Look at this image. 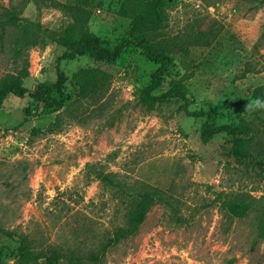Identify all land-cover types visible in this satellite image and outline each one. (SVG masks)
Listing matches in <instances>:
<instances>
[{"label": "rangeland", "instance_id": "374dc122", "mask_svg": "<svg viewBox=\"0 0 264 264\" xmlns=\"http://www.w3.org/2000/svg\"><path fill=\"white\" fill-rule=\"evenodd\" d=\"M54 1L63 5L0 0V78L28 66L25 85L33 91L39 82L56 81L59 64L69 77L81 67L97 66L110 72L112 81L102 98L73 99L54 113H45L30 93L7 97L0 107V225L28 234L46 253L73 248L86 254L124 223L127 199L97 178L113 173L132 192L156 187L171 205L157 201L136 232L108 247L98 262L82 264H264V240L256 239L253 214L232 217L222 206L234 193L264 198V109L254 106L252 96L264 84V3L176 0L158 35L191 28L217 32L211 46L176 54V65L156 94L182 78L191 110L212 107L219 123L245 118L256 129L255 162L237 160L226 133L203 142L205 118L187 115L181 99L153 110L143 105L140 91L158 65L140 48L126 47L115 62L88 56L61 60L64 49L54 32L73 12L86 14L85 2L98 0ZM99 1L90 7L89 27L114 47L126 37L130 19L117 14L122 0ZM6 9L20 25L8 22ZM29 19L44 26V47L29 44L22 28ZM67 90H76L70 81ZM17 247V236L0 232V264H16Z\"/></svg>", "mask_w": 264, "mask_h": 264}, {"label": "trees", "instance_id": "16d2710c", "mask_svg": "<svg viewBox=\"0 0 264 264\" xmlns=\"http://www.w3.org/2000/svg\"><path fill=\"white\" fill-rule=\"evenodd\" d=\"M54 7L63 4L49 0ZM264 3V0H261ZM176 0H122L117 14L130 19L126 37L111 47L108 39L102 38L91 31L88 14L73 12L69 22L60 30L55 31L54 40L64 49L61 60H73L88 56L95 62H115L129 46L140 48L146 58L158 66L151 73V81L140 91V100L149 110L160 103L171 99H181L180 106L187 115L205 118L201 126V139L207 143L220 133L232 137L231 153L237 160L253 159L256 129L245 118H240L237 124L219 123L218 112L209 109L191 110L189 88L182 78L173 79L160 94L157 90L163 88L166 78L176 65V54L189 55L192 46L209 47L217 37V32L198 29H186L178 34L158 36L168 25L169 10ZM87 3L88 7H96L101 2ZM9 23L20 25L18 18L6 9ZM29 44L43 47L47 44L46 32L40 21L27 20L22 26ZM57 79L54 83L39 82L33 91L25 85V79L30 72L28 66L16 71L5 73L0 78V107L9 95L24 97L29 92L30 97L38 105H42L45 113L59 112L73 99L102 98L109 90L112 74L100 67H81L69 77L57 65ZM72 82L76 89L74 93L67 90V83ZM252 96L255 100L264 102V84L254 88ZM264 109V108H262ZM29 110V108H27ZM263 175V174H262ZM104 186L118 191L119 199H127V208L123 214L124 223L108 233L106 240L97 248L90 249L86 254L76 249H56L46 253L43 248L37 249L34 240L24 232L8 230L0 225V232L18 239L16 264H58L67 261L71 264H82L84 260L98 262L101 253L108 247L120 243L136 232L145 221L148 212L157 201L171 205L164 193L148 184L141 190L132 192L128 183L115 179L113 173L100 172L97 175ZM264 178V177H263ZM223 208L232 217L243 218L253 214L256 222V239L264 240V198H255L249 193H234L224 198Z\"/></svg>", "mask_w": 264, "mask_h": 264}, {"label": "built area", "instance_id": "2783aa9c", "mask_svg": "<svg viewBox=\"0 0 264 264\" xmlns=\"http://www.w3.org/2000/svg\"><path fill=\"white\" fill-rule=\"evenodd\" d=\"M85 8H86V10H87L86 14H88V15H92V14H93V10H91L90 7H85ZM90 10L92 11V14H90ZM95 10H96V13H101V12H102L101 8H98V7L95 8ZM95 10H94V11H95ZM43 57H44V59H45V53L43 54ZM41 69H42V67L39 68L38 72H40Z\"/></svg>", "mask_w": 264, "mask_h": 264}, {"label": "clouds", "instance_id": "9594fccd", "mask_svg": "<svg viewBox=\"0 0 264 264\" xmlns=\"http://www.w3.org/2000/svg\"><path fill=\"white\" fill-rule=\"evenodd\" d=\"M254 106L257 108H264V102L260 101V100H256L254 102Z\"/></svg>", "mask_w": 264, "mask_h": 264}, {"label": "water", "instance_id": "95a60500", "mask_svg": "<svg viewBox=\"0 0 264 264\" xmlns=\"http://www.w3.org/2000/svg\"><path fill=\"white\" fill-rule=\"evenodd\" d=\"M26 94H29V92H27Z\"/></svg>", "mask_w": 264, "mask_h": 264}]
</instances>
